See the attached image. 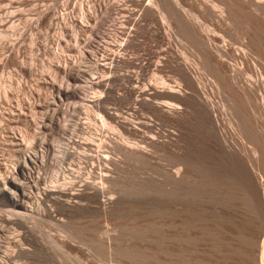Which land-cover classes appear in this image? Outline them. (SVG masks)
Returning a JSON list of instances; mask_svg holds the SVG:
<instances>
[{"label":"rangeland","instance_id":"rangeland-1","mask_svg":"<svg viewBox=\"0 0 264 264\" xmlns=\"http://www.w3.org/2000/svg\"><path fill=\"white\" fill-rule=\"evenodd\" d=\"M149 1L155 2L143 0L142 5L134 4L138 2L133 3L131 0H0V264H159L162 184L167 183L169 189H172L175 179L170 171L175 168L185 169L188 166L190 176L186 175L182 180V186L181 184L179 186L180 190H176L175 193L181 199L183 197V201L188 203V206L190 204L189 207L196 209L194 211L191 208L195 212H193L195 217L198 216L200 221L207 217L210 222L219 216L218 220H215L217 225L223 217L221 224L226 223L225 225L233 228L242 224L239 227L244 230L250 227L247 226L250 222H255L258 230L264 228V200L252 197L254 195L249 191V182L241 176L235 163H226L220 154L218 155L219 152L210 149V134L206 123L194 116L190 119L192 122H188L190 128L185 130L186 133L183 132L187 137L189 133L185 150L190 152V157H186L179 149V144H185L183 141L185 139L178 138L180 131L176 122L168 121L147 104L134 105L130 97L117 98L124 97V92L126 94L122 85L123 80L114 81L113 91L104 94L105 105L108 104L106 106L124 117H128L127 113H130V119L138 126L137 136L118 128L111 131L113 132L111 135L116 134L115 137L121 145L133 148L136 152L131 150L134 153H127L113 141L107 140L108 147L102 150L114 158L108 168L101 170L99 166L91 170L90 158L85 157L79 161V157L85 155V146L78 143L74 145V139L84 142L83 138L89 137L91 132L95 131L93 128L97 126L105 128L104 134H110L109 125L101 121V111L96 107L87 110L85 106L87 102L83 101L85 95L88 94L91 98L101 90L92 89L83 82L95 75V54L101 59L106 52L108 55L122 46L125 47L126 43L127 57L129 53L136 59L144 56L152 60L151 62L161 61L164 65L156 72L153 66H149L139 72H142L138 77L141 81L133 78V85L141 86L139 88L155 82L154 85L159 86L155 80L159 76L177 80L178 70L172 68V64L165 63L167 60L172 63L175 56L191 55L190 62H198L195 43L186 37L188 33L184 35L179 31L178 23L174 21L171 25L174 37L171 36L174 40H170L169 36L163 33L164 24L160 17L162 14L177 11L178 4L174 3V0H156L157 3L160 1L159 6L155 4L151 5L152 8L150 6L144 17L147 29L141 33L140 38H137L139 41L132 42L128 48L127 28L133 27V23L131 25L127 22L128 15L131 14L132 20L138 18ZM181 1L184 9L198 13L200 3L206 0ZM206 2L211 3L210 7H213V3L218 5L216 9L211 8L214 14L212 12L211 15L200 18L201 23L204 24L206 21L204 24L206 28H209L210 24V28L216 31L214 43L221 45L222 36H225L234 46L246 48L247 52L249 50L251 59H256L259 69L262 70L261 74L254 68L245 66L248 76L251 74L250 78L253 76L252 80L258 83L254 92L241 99L242 112L251 133L249 132L244 139L238 137L246 145L244 160L252 161L254 173L259 176L260 173L264 174V155L261 152L258 153L260 155L257 154L260 158L255 155L254 137L260 133L264 134V22L241 11L239 18L241 26L231 35L226 34L224 31L226 27L220 20L219 9L223 7L221 0ZM84 13L88 15V23L83 22ZM243 30L248 33L243 34ZM200 32H203L202 28ZM180 41L185 44H181ZM169 43L170 49L163 54V47ZM192 57H195L194 60ZM235 59L241 60L239 57ZM121 64L118 66L119 74L138 70L128 65V62ZM205 67L201 65L202 72H206L205 69L209 70ZM66 69L77 81L69 82ZM62 88H65L63 93L60 92ZM168 100L184 106L176 99ZM219 100L220 98L217 101ZM129 105L135 106L136 109L128 110V107L131 108ZM223 113L222 117L226 118L228 112ZM229 117L228 115L227 118ZM110 121L108 119L107 122ZM95 137L99 139L95 144H99L103 137L101 135ZM128 139L131 145H128ZM134 143L136 148L132 145ZM67 148L69 150L66 154ZM86 148L90 150L87 153L98 149L96 145L93 148ZM214 154L219 156V159ZM183 162H186L185 165H182ZM210 165L213 166L212 169ZM102 173L108 174L106 179H103ZM240 179L248 184L245 186ZM85 182L105 187L104 199L90 194L93 190L85 186V193L75 199L79 206L70 207L65 202L67 197L57 194L66 187L79 188L80 185L86 184ZM262 182L264 183V177ZM263 183L260 184V188L264 191ZM13 184L18 185L19 190L14 188ZM257 188L259 191V184ZM15 196H18L25 205L15 204L13 202ZM211 202L224 207L227 211L230 210L229 215L224 217L206 210L207 205L214 206ZM214 214L216 218L210 219ZM232 214L235 217L227 218ZM206 221L208 223V220ZM212 223L215 224L213 221ZM262 230L264 232V229ZM243 238L241 236V242L245 243Z\"/></svg>","mask_w":264,"mask_h":264},{"label":"bare ground","instance_id":"bare-ground-1","mask_svg":"<svg viewBox=\"0 0 264 264\" xmlns=\"http://www.w3.org/2000/svg\"><path fill=\"white\" fill-rule=\"evenodd\" d=\"M131 1H133V3L138 2V3H134V4H139V3H141L142 5L144 4L143 0H131ZM206 1H202L200 3L198 13H191L190 10L183 8V6L181 4V2H182L181 0H176V2L174 0V3L178 4L177 11L175 13H169L166 15L162 14V16L160 15L161 16L160 18L164 24V32L163 33H166V35L169 36L170 40L173 39L172 38L173 35H172L171 25H172V22L175 21V23H178L177 26H179L178 27L180 29L179 31H182V33H184V35L188 33L186 37H188L191 42L195 43V47L197 48V51L194 50V53H195V51H196V54L198 52V55H197V61L198 62L195 61V63H191L190 62L191 59L189 60V57L191 55L189 57H187V55L186 56H179V57L175 56V59H173V61L171 60L172 63L169 62L168 60H167V62L165 61L166 64L170 63L173 66L172 68L178 70L177 73H178L179 77L177 78V80H172V79H169L166 77H160L159 76L157 79H155V80H157V83L159 84V86L154 85L156 82L153 84L147 83V85H145L144 87L142 86L143 88H139L141 86H139V87L135 86L136 84L133 85V83H134L133 78H136V80H137V78L140 77L139 75L142 73V72L139 73L140 71H142L143 69H147L149 66H153L154 67L153 70H154V72H156V70L159 69L160 66L164 65V64H162L161 61H159L157 63H155L156 61L151 62L152 60H148V58H145L144 56L143 57L139 56L138 59H136V57L135 58L131 57L129 55V53H128V57H127V54L125 53L126 43H125V47L122 46V48H120V49L117 48L118 50L112 51L111 53H108V55L106 52V55H104L103 58H101V59L98 57L97 54L94 55V56H96L95 61H94L95 62V69H96V71L94 73L95 75L86 78L83 82H85V84L87 86L92 87V89L100 88L101 90L98 91L97 95H95L91 98L88 97V94L85 95L83 98V101L87 102V103H85L87 110H91L92 109L91 107H96V108H98L99 111H101V113H102V114H100L101 121H103V123H105L106 125H109V129H110L109 133L110 134H108V135L104 134V132H106L105 128L97 126L96 128H93L95 131L91 132L89 137L83 138V139H85L84 142H79L80 139L79 140L74 139L73 143H74V145H75V143H78V144H82L85 146L84 147L85 155L81 154L84 157H79V161H80V159L85 158V157L90 158L92 160V164H91V168H90L91 170L97 169L99 166H100V169L103 170L104 168H108V165L113 162L114 158L112 159L110 154H105V150H102L104 147H108L107 140L113 141L117 147H121L127 153L131 154L134 151L133 148L130 149V148L124 146L123 144L121 145L115 137L116 134H114L113 136L111 135V133H113L111 131H114L115 129L118 128V129L127 130L130 135L137 136L136 134L138 133V126L133 122L132 119H130V117H131L130 113L129 112L127 113L128 117H124V116L120 115L119 113L115 112L110 107L106 106L108 104L105 105L104 94L105 93H111L113 91L112 84L114 81L123 80L122 83L123 82L124 83L122 85L124 86V88H125L124 91H126L127 95L125 94L124 91H122V92H124L125 96L124 97L123 96H120V97L117 96V98H127L128 99L130 97L132 99V103L134 105L139 104V103H143L144 105L147 104L153 110H155L160 116L168 119V121L173 120L174 122H176V124L179 126V127L178 126L177 127L180 131V135H178V138L185 139V140H183L185 142V144H179V149L184 152L186 157H188V156L190 157V155H189L190 152H187V150H185L186 143H187L186 139L187 138L189 139V133L187 134L188 137L185 136V133H186L185 130H188V128H190V127H188V122L189 123L192 122V120H190L192 116H194L196 118L198 117V120H199V118H201L206 123L205 126L206 125L208 126V127L206 126V128L207 129L209 128L208 133L210 134V136H209L210 137V140H209L210 141V149L212 151L215 150V151L219 152L218 155L220 154L221 158L226 163H235V166L239 167L241 176H244L249 182L248 186H249L250 190L249 189L248 190L251 191V194H253L254 196H252L251 194L250 195L253 198L256 196L259 200L261 198V200L263 201L264 200V191H263V189L260 188V184L263 183L262 180H263L264 174L260 173L259 176H256V174L254 173L255 168L253 166L252 161L247 159L248 162H246L244 160V155H246V153L244 154V152H245L244 146L246 147V145H244L243 141L241 140L242 138L244 139V137H247L249 135V132L251 133V130L249 129V127L247 125L244 113L242 112L241 99H242V97L250 94L251 92H254L256 89L257 83H258V81L256 82V80H254V81L252 80V78H254L253 76H252V78H250L251 74L248 76L249 73L246 71L245 66H250L251 68H254L256 71H258L260 73L262 70L259 69V67L256 63L257 62L256 59H254V58H253L254 60L251 59V57H250L251 55H249L250 53H248L249 50L247 52V50H245L246 48L243 49V48L234 46L232 44V42H230L229 39H227L225 36H222L223 38L221 39V42H222V43H220L221 45H219L218 43L216 45L214 43V40H216V35H217L216 31L213 30L212 28H210V24L209 25L207 24L209 26V28H206L204 25L206 23V21L203 24V23H201L200 18L204 15H209V14L211 15L213 12V10L211 12V8L214 7L216 9V7H218V5L213 3L212 4L213 7H210L209 6L210 2H206ZM102 3H103V1L101 2V4ZM129 3H130V1H129ZM221 3L223 4V7H221L219 9V13H220V17H221V18L220 17L219 18H220V20L223 21V23L226 27V29L224 30V31H226L225 32L226 34L231 35V33H233L234 30H238V28L241 26V24H239V18H240V12L241 11L244 13L251 14L258 21L261 20V22L262 21L264 22V0H221ZM154 4L159 6L160 1H159V3H157L156 0H155V2L149 1L148 3H146L145 7L143 9V12L140 14V16L138 18H135L134 20H132L133 18L132 19L130 18L131 14L128 15V21H127L128 24L131 23V25H132V23H133V27L131 26V27L127 28L128 30L126 29L128 31V33H127L128 34V40H127L128 41V48H130V46L132 45L131 44L132 42L135 43V41H137V40L139 41V39H137V38H140L141 33L144 32L145 29H147L146 22L144 24V21H145L144 17H145V14L149 11L150 6L154 5ZM160 6L162 7V5H160ZM117 8H118V6H117ZM151 8H152V6H151ZM157 8L159 9L160 7H157ZM119 10H122V9H119ZM141 10H142V8H141ZM161 11H162V9H161ZM129 12L131 13L132 10L131 11L129 10ZM135 12H137V11L135 10ZM163 12L165 13L166 11H164V9H163ZM133 14H135V13H133ZM138 14H139V12H138ZM213 14H214V12H213ZM87 18H88V15L86 13H84L82 15L83 22L88 23ZM203 21H204V19H203ZM261 25H263V24H260V26ZM153 26H155V25H153ZM122 28H124V27H122ZM200 28H202L203 32H200ZM119 29H121V28H119ZM160 31H162V30H160ZM245 31L246 30H243V34L248 33ZM154 32H156V31H154ZM249 33L251 34L250 31H249ZM176 35H177V33H176ZM170 36H171V38H170ZM247 41H248L247 38H245L246 43H247ZM251 42H250V44H251ZM182 43L185 44L184 42H181V44ZM138 44H139V42H138ZM176 45L178 46V43H176ZM114 47H115V45H114ZM139 47H140V44H139ZM263 48H264V45H263ZM169 49H170V43L165 48L163 47L162 53L164 54ZM192 49H194V48L192 47ZM179 53H181V51ZM194 53H193V55H194ZM101 56H102V54H101ZM238 57L241 58L240 61H237L235 59ZM192 58L194 60L195 57H192ZM127 62H128V65H131V66L135 67L134 69L137 68L138 70H136V71L130 70L129 72H124L125 74H119L118 73V66L122 65L121 63L125 64ZM201 65L208 67L209 70L208 69H205V70H207L209 72H207V71L202 72L203 69L201 70ZM165 67H167V66H165ZM71 69H73V68H71ZM65 73H66V77L68 78L69 82L70 81H77L76 77L73 76L69 71H67V69L65 70ZM138 80H140V79L138 78ZM259 82H260V80H259ZM138 83H139V81H138ZM69 84L70 83H68V85ZM64 89L62 88L60 92H62V93L65 92V91H63ZM119 89H122V88H119ZM67 90H68V88H67ZM121 95H123V94H121ZM218 98H220V100H219L220 102L217 101ZM166 99L167 100L168 99H174V100L176 99L177 101L181 102L184 106H180L178 104L171 103V102H169V100L166 101ZM259 101L260 100H258V102ZM88 102H91V104L89 105ZM262 102H263V100H262ZM250 107H252V103H250ZM89 108H91V109H89ZM134 108L136 109L135 106L131 107V108L128 107V110H134ZM223 111L228 112L226 115V118H224L225 116L222 117L224 115ZM88 112H90V111H88ZM255 112H256V110H255ZM228 115L230 116L229 118H227ZM258 117H260V116H258ZM263 117H264V115H263ZM107 118L110 119L111 121L107 122L108 121ZM196 118H195V120H196ZM201 119H200V121H201ZM170 123H172V122H170ZM173 124H171V125L173 126ZM183 132H185V133L183 134ZM95 135H101L103 137L100 139L99 144H95V141L99 140L97 137H95ZM239 136L241 137V139L238 138ZM119 138H121V137L119 136ZM254 139H255L254 151L256 152L255 155H257L259 152H261L264 155V134L260 133V134L256 135L254 137ZM72 140H73V137H72ZM81 140H82V138H81ZM69 142L71 143L72 141H69ZM127 143H128V145H131L129 139H128ZM245 144H246V142H245ZM95 145L97 146L98 149L97 148H96L97 150L91 149L92 151L90 153H87L88 148H86V147L93 148ZM132 145L134 147L135 143ZM68 146H70V145L68 144ZM71 146H73V145H71ZM68 148L70 149V147H68ZM68 148L65 149L66 154L68 153V150H69ZM78 148H80V147H78ZM111 148H113V147L111 146ZM134 148H136V147H134ZM246 149L248 151V148H246ZM131 150H133V151H131ZM134 152H136V150ZM217 152H216V155H217ZM108 153H109V151H108ZM136 154H138V153H136ZM211 154H212V152H211ZM258 155H260V154H258ZM258 155H257V157H258ZM31 156L35 157V155H31ZM214 156H215V154H214ZM113 157H115V156H113ZM181 157L183 158V156H181ZM215 157H217V156H215ZM258 158H260V157H258ZM189 159H187V161ZM213 159H215V158H213ZM213 159H212V161L216 163V161ZM217 159H219V156L217 157ZM222 159H220V160L222 161ZM259 161H260V159H259ZM184 163H186V162H183L182 165H185ZM258 163H260V162H258ZM186 165L188 166V164H186ZM231 165H233V164H231ZM231 165L229 167H231ZM225 166H227V165L225 164ZM184 167H186V166H184ZM210 167H211V165H210ZM212 167H211V169H212ZM233 168H235V167H233ZM188 169H189V166H188V168H185V169L184 168H177V169L175 168L173 171H170L172 177L175 179V180H173V183H172V189H169V184H167V183L162 184L163 188L161 190V199H160V201H161V205H160L161 206L160 257H159L158 263L159 264H264V232H262L263 231L262 229H264V228H260V230H258V228H257L258 226L255 222L254 223L250 222L251 225L248 223L247 226L249 225L250 227L249 228L247 227L248 229L245 228V230L241 229L239 227L240 224H238V226L236 225V227L233 228L232 226L225 225L226 223L221 224V222H223V217H222V221H220V224H219L220 226H219L215 223V220H218L217 218L219 216L216 218L215 217L216 214H214V217H213V215H211V217H213V218H210V219L216 218L215 220H212V221L218 226V228L221 227V229L219 228L220 230H218V228H216V225L213 224L212 221L209 222V219L207 217H206V219H204L205 221L203 220L204 222L200 221L198 219V216H197L198 214L196 215L197 217H195L194 211L196 209L194 210L192 208V206L189 207L190 204L188 206L187 205L188 203H185V201H183V197L181 199L180 197H178L176 195L175 191L180 190L179 186L181 183H183L182 180L186 177V175L187 176L189 175L190 171L188 172ZM258 169H260V168H258ZM216 170H215V172H217ZM228 171L229 170H227V172ZM211 172L214 173L213 170ZM107 176H108V174L102 173L103 179H106ZM9 178H8V180H9ZM243 180H244V178H243ZM12 181L10 182L11 185H12ZM243 182L244 181H242V183ZM91 183H93V182L91 181ZM86 184H82V185H80L81 187H79V188L76 187L75 189L74 188L70 189L69 187H68L69 189L67 187H66V189L60 188L61 190H59L57 192V194L67 197V201H65V202H66L67 206H70V207L79 206V203L75 199L79 198L81 196V194L85 193L84 192L85 186H86V188L93 190V192L92 193L90 192V194L98 195L99 197H102L104 199V197H105L104 188L105 187H103L102 185L101 186L91 185L90 183H86ZM246 184H248V183L244 182L245 186H246ZM257 184H259V191L257 188ZM13 186H14V188L19 190L18 185L13 184ZM82 186L84 188H82ZM181 186H182V184H181ZM262 187H264V186H262ZM246 188H248V187H246ZM45 189H47V188H45ZM39 190H41V189H39ZM46 192H48V191H46ZM18 196L13 197V202L19 206L25 205L23 203V201ZM55 197H57V195ZM63 199L65 200L66 198L63 197ZM103 199H102V201H103ZM107 200L108 199H106V201ZM184 200H186V199H184ZM79 202H80V199H79ZM213 203L211 202V204H213ZM260 203L257 202V204H260ZM105 204H104V206H105ZM207 204H205V205H207ZM213 205L214 206L207 205L206 210H209L211 212L213 211V212L217 213V215H222L224 217L229 215L228 211H230V210L227 211L224 207L217 205V204L216 205L213 204ZM194 206H196V205H194ZM197 206H199V205H197ZM52 208L53 207H51V209ZM191 208L194 211H192ZM194 208H196V207H194ZM204 212L207 213L206 211H204ZM213 212H212V214H213ZM201 214L202 213H200V215ZM200 215H199V217H200ZM203 216H207V215H203ZM232 216L235 217V215L232 214L230 217H227V218H231ZM238 218H239V216H238ZM253 219H255V218H253ZM206 220H208V223ZM219 220H221V219H219ZM231 220L232 219H230V221ZM253 221H256V220H253ZM216 222L219 223V221H216ZM234 222L236 224L235 219H234ZM227 223L229 224V222H227ZM233 226H234V224H233ZM245 226L246 225H244V227ZM261 233H262V235H260ZM241 236H242V238L245 237V239L243 238L245 240V243L241 242ZM28 247H29V245H28Z\"/></svg>","mask_w":264,"mask_h":264}]
</instances>
